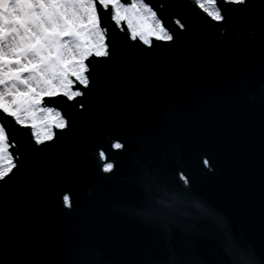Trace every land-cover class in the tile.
<instances>
[{"label":"water","instance_id":"water-1","mask_svg":"<svg viewBox=\"0 0 264 264\" xmlns=\"http://www.w3.org/2000/svg\"><path fill=\"white\" fill-rule=\"evenodd\" d=\"M213 1L143 0L173 35L147 45L98 9L109 55L42 98L65 127L37 145L0 114V264H264V0Z\"/></svg>","mask_w":264,"mask_h":264},{"label":"snow or ice","instance_id":"snow-or-ice-1","mask_svg":"<svg viewBox=\"0 0 264 264\" xmlns=\"http://www.w3.org/2000/svg\"><path fill=\"white\" fill-rule=\"evenodd\" d=\"M204 3L213 0H195L208 17L222 21V10L209 11ZM226 4L244 5L247 0H224ZM111 19L119 25L127 22L130 34L144 44L146 36L170 41L173 35L162 25L157 12L143 0H0V114L10 117L15 125L30 127L34 142L39 145L52 138L50 131L37 136V113H52L54 108L42 107V98L62 94L68 100L80 96L73 90V79L87 87L90 83V64L86 58L107 57L106 30L100 26L98 9H109ZM137 22L133 29L132 21ZM182 29L183 23L176 19ZM57 112V116H59ZM46 119L51 122L52 117ZM56 128L65 127L60 118ZM12 139L7 126L0 122V179L16 166ZM113 147H121L114 144ZM113 163L103 164L108 172ZM69 206V197H63ZM87 264V261L83 262ZM244 264H251L245 261Z\"/></svg>","mask_w":264,"mask_h":264},{"label":"rangeland","instance_id":"rangeland-1","mask_svg":"<svg viewBox=\"0 0 264 264\" xmlns=\"http://www.w3.org/2000/svg\"><path fill=\"white\" fill-rule=\"evenodd\" d=\"M214 4V1H213ZM209 5L207 3H204L203 7L207 8L209 11H215L216 8L214 5ZM127 24V22H126ZM133 24V29H135L137 27V22L135 20L132 21ZM128 27V26H127ZM138 36V35H137ZM139 37V36H138ZM150 36H146V39H148ZM42 106V105H41ZM43 107V106H42ZM50 108V107H49ZM57 110L52 112V113H44V112H38L37 113V120L39 121L37 128L35 129L37 136L40 135L41 132L43 131H50L52 133V127L51 126H55L56 123L58 122V120L60 118H62L60 115L57 116ZM47 116H51L52 120L51 122H49L46 117ZM32 130V129H31Z\"/></svg>","mask_w":264,"mask_h":264}]
</instances>
